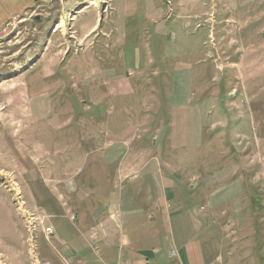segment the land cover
Masks as SVG:
<instances>
[{"label":"rangeland","instance_id":"1","mask_svg":"<svg viewBox=\"0 0 264 264\" xmlns=\"http://www.w3.org/2000/svg\"><path fill=\"white\" fill-rule=\"evenodd\" d=\"M44 1L0 0V264H82L166 180L264 264V0Z\"/></svg>","mask_w":264,"mask_h":264},{"label":"crops","instance_id":"2","mask_svg":"<svg viewBox=\"0 0 264 264\" xmlns=\"http://www.w3.org/2000/svg\"><path fill=\"white\" fill-rule=\"evenodd\" d=\"M50 1L53 0H45L44 3ZM9 22L1 25L0 30H7ZM94 27L95 22L91 30ZM166 182L168 186L162 194V199L151 191L149 193L145 190H132L131 209L112 201L109 210L117 213L121 221H112L115 224H107L108 226L101 227V230L107 233L109 229L121 231L117 244L106 240L96 253L77 261L82 264H215L219 247H216L217 233L211 216V201L201 202L196 196L197 192H183L179 189L180 186H177L176 190L172 188L173 181ZM142 197L144 199L140 200ZM126 199H129V196ZM138 201L142 203L141 206L134 205L139 203ZM125 229L131 231L130 237L124 232ZM119 241L121 245L118 244ZM115 246L119 252L120 248L125 252L114 253L112 247ZM63 251L67 256H76L74 251L66 246ZM219 254L221 255V252Z\"/></svg>","mask_w":264,"mask_h":264}]
</instances>
